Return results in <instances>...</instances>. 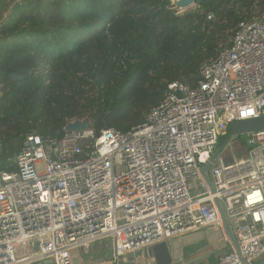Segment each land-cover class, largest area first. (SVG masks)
Segmentation results:
<instances>
[{"label": "built area", "instance_id": "built-area-1", "mask_svg": "<svg viewBox=\"0 0 264 264\" xmlns=\"http://www.w3.org/2000/svg\"><path fill=\"white\" fill-rule=\"evenodd\" d=\"M199 76L194 88L169 84L128 132L67 123L58 138L27 136L16 169L0 171V264H74L71 252L102 240L119 264L194 230H222L214 199L240 256L264 255V131L239 143L246 159L216 158L213 193L200 172L231 122L264 116V18L240 22ZM218 264L242 263L233 250Z\"/></svg>", "mask_w": 264, "mask_h": 264}, {"label": "trees", "instance_id": "trees-1", "mask_svg": "<svg viewBox=\"0 0 264 264\" xmlns=\"http://www.w3.org/2000/svg\"><path fill=\"white\" fill-rule=\"evenodd\" d=\"M11 2L0 24V171L16 169L27 136L58 138L73 120L97 134L141 126L169 84L196 87L238 24L264 13V0H194L180 16L171 0H3L0 10Z\"/></svg>", "mask_w": 264, "mask_h": 264}, {"label": "crops", "instance_id": "crops-1", "mask_svg": "<svg viewBox=\"0 0 264 264\" xmlns=\"http://www.w3.org/2000/svg\"><path fill=\"white\" fill-rule=\"evenodd\" d=\"M2 3L3 0H0V8ZM12 4L0 10V24L6 19ZM223 235V230L201 228L152 247L127 253L119 264H218L221 256L234 250L228 238L227 241L223 240ZM73 252L77 256L76 262L72 260L74 264H114L108 240L98 241ZM249 263L264 264V255Z\"/></svg>", "mask_w": 264, "mask_h": 264}, {"label": "water", "instance_id": "water-1", "mask_svg": "<svg viewBox=\"0 0 264 264\" xmlns=\"http://www.w3.org/2000/svg\"><path fill=\"white\" fill-rule=\"evenodd\" d=\"M175 6L176 7H186L190 5H194V0H175ZM175 7V8H176ZM177 9V8H176ZM10 79L12 81L15 80H21L22 77L19 75L11 74ZM177 96H180L179 93H177ZM86 120H73L72 122H69L66 127L68 130H82L85 129L87 126ZM264 131V116H260L257 118H251L246 120H240V121H233L228 126V134L224 138V140L220 143V145L217 147V149L214 151L213 155L211 156L210 160L206 163L204 167L201 168V175L203 180L208 185L211 193L215 191L212 181L209 178L208 171L211 167V165L214 163L216 158L220 156L226 148H228L231 144H233V141L237 139L240 136H246L251 133ZM214 204L218 210L221 222H222V230L224 231L226 237L231 242L234 251L239 256V259L242 264H250L246 260H244L240 256L239 247L238 244L232 234V231L229 227V223L226 219L225 213L223 211V208L220 204V201L218 199H214ZM33 264H53L50 260H45L43 262L39 263H33Z\"/></svg>", "mask_w": 264, "mask_h": 264}, {"label": "rangeland", "instance_id": "rangeland-1", "mask_svg": "<svg viewBox=\"0 0 264 264\" xmlns=\"http://www.w3.org/2000/svg\"><path fill=\"white\" fill-rule=\"evenodd\" d=\"M13 3V2H12ZM171 4L173 5V10L175 11V14L180 16V15H183L187 12H190V11H193L196 9V5H192L191 7L185 9V10H182V11H178L175 7V0H171ZM13 5V4H12ZM11 5V6H12ZM11 8V7H10ZM254 18H264V13L262 14H258V11H257V14L254 16ZM223 45V44H222ZM224 46V45H223ZM226 46V44H225ZM0 94H1V91H0ZM245 136H240L238 137L237 139H235V141H233V144H231V146H229L228 148H226L224 150V152L222 153L223 156L225 157V161L227 163H231L233 162V157L235 158H240V159H246L248 157V154H247V151H245V149L241 148L239 149L236 144L237 143H243L244 140H245ZM70 256L72 258V260L74 262H76L77 260V256L75 254V252H71L70 253Z\"/></svg>", "mask_w": 264, "mask_h": 264}, {"label": "bare ground", "instance_id": "bare-ground-1", "mask_svg": "<svg viewBox=\"0 0 264 264\" xmlns=\"http://www.w3.org/2000/svg\"><path fill=\"white\" fill-rule=\"evenodd\" d=\"M175 3H176V1H175ZM192 5H190V6H186V7H176L177 8V10L178 11H182V10H185V9H187V8H189V7H191ZM260 160V155H257V161H259Z\"/></svg>", "mask_w": 264, "mask_h": 264}, {"label": "flooded vegetation", "instance_id": "flooded-vegetation-1", "mask_svg": "<svg viewBox=\"0 0 264 264\" xmlns=\"http://www.w3.org/2000/svg\"><path fill=\"white\" fill-rule=\"evenodd\" d=\"M236 146L239 148V143H237Z\"/></svg>", "mask_w": 264, "mask_h": 264}, {"label": "clouds", "instance_id": "clouds-1", "mask_svg": "<svg viewBox=\"0 0 264 264\" xmlns=\"http://www.w3.org/2000/svg\"><path fill=\"white\" fill-rule=\"evenodd\" d=\"M195 5V4H194Z\"/></svg>", "mask_w": 264, "mask_h": 264}]
</instances>
